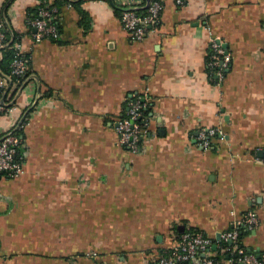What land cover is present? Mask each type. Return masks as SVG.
<instances>
[{
    "label": "crops",
    "instance_id": "0c3cea01",
    "mask_svg": "<svg viewBox=\"0 0 264 264\" xmlns=\"http://www.w3.org/2000/svg\"><path fill=\"white\" fill-rule=\"evenodd\" d=\"M129 1L65 0L56 34L37 40L40 0H0L31 70L24 88L7 83L0 115V139L28 116L22 173L0 176V264H148L178 229L218 240L251 210L241 244L264 259V0H162L141 41L121 21ZM210 34L232 54L221 84ZM138 94L150 135L133 152L114 122ZM209 127L225 138L203 149Z\"/></svg>",
    "mask_w": 264,
    "mask_h": 264
},
{
    "label": "built area",
    "instance_id": "2783aa9c",
    "mask_svg": "<svg viewBox=\"0 0 264 264\" xmlns=\"http://www.w3.org/2000/svg\"><path fill=\"white\" fill-rule=\"evenodd\" d=\"M175 2L178 5H183L185 0H175ZM141 3L140 0L127 2L121 16L124 28L135 41L143 40L150 30L157 28L160 24L162 0H145L144 3ZM141 8H146L144 13L137 12ZM57 12V7L40 8L38 17L31 22L34 37L37 40L56 34L57 26L54 21ZM8 29V20L0 16V48L7 44ZM225 44L220 36L210 34L207 69L210 80L217 84L224 81L226 72L232 63V54ZM29 70V60L25 58L20 44H17L16 55L12 60L8 79L23 78ZM6 87L7 81L0 80V115L12 110L13 103L7 102L4 98ZM148 106L150 107L149 98L146 95H134L128 99L125 116L114 122L120 145L133 152L141 150L143 140L150 135V118L142 116L143 110ZM12 131L0 139V173H5L9 177H17L23 170L22 163L15 158L21 138ZM216 138H225V132L220 127L203 128L195 136L196 141L203 149H210ZM258 224V213L256 210H251L241 220H238L233 228L221 232L220 240H215L201 231L186 228L183 233L178 235L174 247L164 251L148 264H196V262L199 264H263L256 253L249 252L241 246V230L253 231ZM221 242L229 243L231 246H220ZM215 245L217 246L215 250L218 249L220 255L228 254L227 261H218L212 257ZM93 254L96 255V253Z\"/></svg>",
    "mask_w": 264,
    "mask_h": 264
},
{
    "label": "trees",
    "instance_id": "16d2710c",
    "mask_svg": "<svg viewBox=\"0 0 264 264\" xmlns=\"http://www.w3.org/2000/svg\"><path fill=\"white\" fill-rule=\"evenodd\" d=\"M64 1L65 0H40V2L38 3L37 6H35L32 9H30V13H29L30 16H29V18H30L31 22H32L33 19H35V18L38 17V15H39L38 12H39L40 8H42V7H46V6H49V7H57V9H58L57 14H59V12L61 11L62 6L64 5ZM145 10H146V8H141V9H138L137 12L144 13ZM7 13L8 12L6 10V11L3 12V15H1V16L5 17L9 21V17L7 16ZM121 16H122V11H121ZM56 20L54 21V23L56 22ZM8 23H9V28H11L10 22H8ZM20 41H21V35L18 34V33H16L13 30L11 32L8 29V31H7V38H6L7 44L4 47L0 48V70H2V72L4 74L9 75L10 72H11V63H12V60H13L14 56L16 55V47H17V44H19ZM24 55H25V58H28V56L26 54H24ZM30 75H31V70H29L27 72V74H26L25 77H23V78L12 77L11 79L8 80L7 83H8V85L10 83L12 86L15 87V90L18 91L19 88H21L24 85V82H26L25 85L27 84V82L29 81ZM4 96L6 97L5 92H4ZM150 111H151V109L148 106L145 110H143L142 116H148L149 117ZM27 122H28V116L26 115V118L24 119L23 123L18 127V129H16L14 131V133L21 138L20 139L21 142H20V144L17 147V152H16V155H15V158H16V160L18 162H20L22 164H23V151H22V149H23V145H24V135H23V131H24V127H25V125H26ZM14 128H12V130H14ZM147 137L148 136H146V138ZM0 176L9 177L5 173H0ZM190 229L195 230L193 228H190ZM184 231H185L184 228L183 229L182 228L178 229V235H180ZM245 233L246 232L244 230H241V234H240L241 235V238L243 237V235ZM219 245L220 246L221 245L222 246H231L229 243H224V242L219 243ZM241 246H243L247 251H249L243 244H241ZM163 252L161 254H163ZM249 252H253V251H249ZM227 255L228 254L220 255L218 249L212 251V257L216 258V260H218V261H221L222 259L225 260L227 258ZM259 259L264 264V259L261 258V257H259Z\"/></svg>",
    "mask_w": 264,
    "mask_h": 264
},
{
    "label": "water",
    "instance_id": "95a60500",
    "mask_svg": "<svg viewBox=\"0 0 264 264\" xmlns=\"http://www.w3.org/2000/svg\"><path fill=\"white\" fill-rule=\"evenodd\" d=\"M9 31L12 32L11 28H9ZM225 46L228 47L227 44H225ZM25 83H26V82H25ZM25 83H24V85H25ZM24 85H23V86H24ZM23 86H22V88H24ZM22 88H21V89H22ZM4 98H5V97H4ZM25 118H26V114L21 118V120L19 121L18 125L16 126V128H14V130H13L12 132H14L16 129H18V127L23 123V121H24ZM217 238H218V240H220V235H218ZM216 247H217V246L215 245V246H214V249H216ZM240 264H244V263H240Z\"/></svg>",
    "mask_w": 264,
    "mask_h": 264
}]
</instances>
